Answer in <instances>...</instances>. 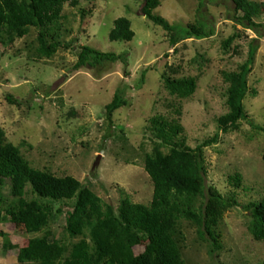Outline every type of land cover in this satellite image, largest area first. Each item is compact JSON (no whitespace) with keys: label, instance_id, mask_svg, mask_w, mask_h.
Instances as JSON below:
<instances>
[{"label":"rangeland","instance_id":"obj_1","mask_svg":"<svg viewBox=\"0 0 264 264\" xmlns=\"http://www.w3.org/2000/svg\"><path fill=\"white\" fill-rule=\"evenodd\" d=\"M64 7L61 47L51 57L38 58V31L18 39L9 47L0 44V127L10 143L37 169L56 176H73L116 210L124 196L148 205L153 183L144 168L145 157L154 148L147 130L150 119H177L185 129L187 144L197 148L219 134L218 142L204 149L206 182L222 195L235 194L238 207L228 211L220 224L222 250L213 252L209 240L201 239L197 228L182 223L186 237L187 264H262L264 242L251 231L250 202L264 200V0L256 4L257 27L242 25L233 0H162L155 14L181 32L201 20L214 36L188 39L173 47L170 34L143 16V2L134 0H76ZM82 10L87 13L83 18ZM127 18L135 38L131 42H110L114 21ZM238 36L228 50L224 41ZM70 44V47L66 45ZM257 47L254 70L249 76L250 94L245 100L248 119L237 130L224 133L217 120L228 112L227 85L223 72L237 71ZM81 47L106 53L126 54L127 64L105 63L97 68L75 70ZM196 78L197 89L188 99L172 96L163 75ZM142 79L143 82H142ZM125 89L127 106L112 119L106 106ZM13 98L15 102L11 101ZM239 174L235 188L229 177ZM31 188L26 198L35 199ZM11 202L9 180L0 187V199ZM53 221L49 230L67 244L76 243L65 227L71 207ZM0 264H18L17 250L4 248L7 242L18 248L41 234H27L21 225H0ZM148 242L134 250L143 251Z\"/></svg>","mask_w":264,"mask_h":264},{"label":"trees","instance_id":"obj_2","mask_svg":"<svg viewBox=\"0 0 264 264\" xmlns=\"http://www.w3.org/2000/svg\"><path fill=\"white\" fill-rule=\"evenodd\" d=\"M70 1L72 6H77L76 0H0V44L9 47L25 38L31 29H36L39 42L36 55L50 59L61 47L58 39L63 32V12ZM134 1L143 2V16L170 34L173 47L188 39L214 36L213 29L201 20L177 32L175 26L154 13L162 0ZM233 2L235 12L243 14L238 18L240 23L257 27L253 21L257 15L256 4L249 0ZM82 13L85 18L88 12L82 10ZM237 37L234 35L224 41L225 50ZM134 38L129 19L122 17L114 21L110 42H131ZM256 52L257 47L252 45L248 60L237 71L222 73L227 85L228 112L218 118L217 123L224 133L237 130L239 124L248 119L244 103L250 94L249 76L254 70ZM127 60L126 54L81 47L74 68L127 64ZM162 78L166 90L179 99H188L196 92V78L179 79L167 73ZM124 90H118L106 106L110 128L114 114L127 106ZM147 130L154 142L153 151L146 155L144 163L153 183L152 201L148 205L137 204L124 196L116 210L73 176L59 177L47 169L34 168L21 149L8 141L0 127V187L9 180L13 199L10 203L0 199V225L10 222L23 226L27 234H41L23 248L6 243V250H17L18 264H187L183 222L196 227L201 239L211 242L214 253L222 250L220 224L225 214L239 203L235 194L225 197L206 182L204 149L218 142L219 134L192 148L177 119L155 116L150 119ZM260 130L264 133L263 127ZM262 159L264 161V153ZM229 181L237 189L242 177L236 174L229 177ZM28 187L37 196L33 200L26 198ZM58 205L71 207L72 211L66 212L65 231L71 239H79L78 242L67 244L49 230L51 223L65 214ZM245 209L252 218L250 231L254 239L264 242V200L250 202ZM0 236L7 235L0 232ZM143 242L148 244L136 254L134 249Z\"/></svg>","mask_w":264,"mask_h":264}]
</instances>
